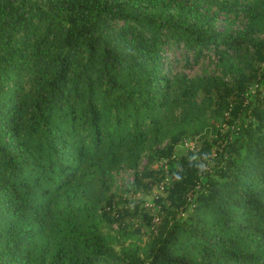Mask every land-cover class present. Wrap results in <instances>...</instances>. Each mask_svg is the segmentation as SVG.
<instances>
[{"label": "trees", "instance_id": "trees-1", "mask_svg": "<svg viewBox=\"0 0 264 264\" xmlns=\"http://www.w3.org/2000/svg\"><path fill=\"white\" fill-rule=\"evenodd\" d=\"M0 264H264V0H0Z\"/></svg>", "mask_w": 264, "mask_h": 264}, {"label": "rangeland", "instance_id": "rangeland-1", "mask_svg": "<svg viewBox=\"0 0 264 264\" xmlns=\"http://www.w3.org/2000/svg\"><path fill=\"white\" fill-rule=\"evenodd\" d=\"M204 70H207L206 63L202 64V66H196V67H194L193 70L191 71V74H201V73H203ZM189 72H190V71H189ZM186 145L191 146V147H193L194 149L198 148V144H197V142H189V143L187 142ZM130 178H131V177H130L129 175L123 173V174L118 178L117 186H118V187H122L123 184H124L126 181L130 180ZM154 192H157V191L154 190ZM149 199H151L150 196H149L148 198L144 199V200H146L145 203H146Z\"/></svg>", "mask_w": 264, "mask_h": 264}]
</instances>
